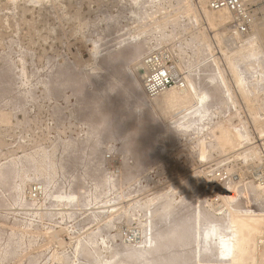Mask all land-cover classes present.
Instances as JSON below:
<instances>
[{
    "label": "rangeland",
    "instance_id": "1",
    "mask_svg": "<svg viewBox=\"0 0 264 264\" xmlns=\"http://www.w3.org/2000/svg\"><path fill=\"white\" fill-rule=\"evenodd\" d=\"M245 1L257 25L264 0ZM225 14L206 0H0V264H143L130 252L155 232L163 239L151 264H264V46ZM152 54L182 78L172 89L191 94L147 96L135 140L107 142L94 67L118 83L115 100H137L127 69L143 89ZM69 142L50 184L27 172L12 189L11 162L44 151L57 159ZM241 181L256 218L237 224L235 254L219 259L213 244L194 252V209L219 220L216 195L242 200Z\"/></svg>",
    "mask_w": 264,
    "mask_h": 264
},
{
    "label": "bare ground",
    "instance_id": "2",
    "mask_svg": "<svg viewBox=\"0 0 264 264\" xmlns=\"http://www.w3.org/2000/svg\"><path fill=\"white\" fill-rule=\"evenodd\" d=\"M257 7V6H256ZM226 15V14H225ZM229 14L226 15L225 20H227ZM260 18V17H259ZM217 19V18H216ZM219 19V17H218ZM231 19V18H230ZM229 19V20H230ZM209 20V19H208ZM211 20V18H210ZM221 21V20H220ZM211 23L212 20L210 21ZM227 22V21H226ZM257 25H256V19H255V24H254V30L251 31V34L253 35V38L255 39V41H257L258 43L262 44V46H264V18L260 19V21H257ZM220 23V22H217ZM223 23V22H222ZM215 24V23H214ZM256 25V26H255ZM238 36V35H237ZM247 37V36H246ZM249 40V39H248ZM247 40V41H248ZM251 42V41H250ZM253 42V41H252ZM254 44V43H251ZM250 47V46H249ZM258 49V48H257ZM256 49V50H257ZM91 53L90 55L92 56V59H94L93 57H96L97 55V46L94 43L93 46L91 45ZM89 51V52H90ZM252 54V52H250ZM253 55V54H252ZM251 55V56H252ZM249 55V57H251ZM254 56V55H253ZM249 60V59H248ZM107 66V65H106ZM111 69V68H110ZM127 69V68H126ZM94 73L95 76L94 78H92L90 81L91 83L94 85L95 84V92L97 97L99 98V104L97 106V110L98 112H100V120H99V125L101 126L104 125V123H108L109 126L106 128H104L106 130V135H105V140L108 141H113V142H118L123 148L127 149L126 147H128L129 143H131L132 141L135 140L136 138V134H138V131L141 130V119L140 117H137L136 115V105L138 104H143L146 105L147 103V96L144 94V91L142 89L140 80L142 79V76H140L139 78H137V76L135 75V73H133L132 71H130V69L128 70V80L129 83L131 84V86L133 87V92L135 97L137 98V100H115L113 98V94L115 93L114 87L118 84L117 82H115L112 78L107 77L106 75L100 76V73H102V70L99 69V67L96 65L94 67ZM105 73V72H104ZM68 76V75H67ZM261 76V75H260ZM112 77V76H111ZM262 78H264L262 76ZM241 79V78H240ZM261 79V78H260ZM68 80V79H67ZM120 80V79H119ZM264 80V79H263ZM65 81V80H64ZM70 81V80H69ZM84 81V80H83ZM243 81V80H242ZM58 82V81H57ZM128 82V81H127ZM79 83V82H78ZM70 85V84H69ZM242 85V84H241ZM87 86V85H86ZM192 91L195 93V90L192 85H190ZM86 88V87H84ZM130 88V87H129ZM128 88V89H129ZM123 89V88H122ZM94 90V89H93ZM87 91V90H86ZM126 92V89L123 90ZM198 92V91H197ZM129 93V92H128ZM187 94H191L190 92V88H186V89H180L178 91H174L173 89L167 90L164 93H162L160 96V98L165 99L164 101L166 103H173L174 101H176L177 99H181L183 97H186ZM198 94V93H197ZM125 95V94H124ZM130 95V94H129ZM196 95V94H195ZM197 98L199 100H197L198 103L204 104V100H205V95L203 93H201L200 95H196ZM77 97V96H76ZM82 97V96H81ZM195 97V96H194ZM153 98H158V97H153ZM150 99V98H149ZM186 99V98H185ZM150 101V100H149ZM107 102V104L109 105V107L112 109V111L114 112V115L111 117L112 119L109 118V114L104 115V110L103 106L104 103ZM154 102V100H153ZM151 102V103H153ZM162 102V101H161ZM106 104V103H105ZM199 105V104H198ZM197 105V106H198ZM107 108V107H106ZM200 109V108H199ZM100 110V111H99ZM111 111V112H112ZM103 112V113H102ZM192 113V112H191ZM139 114V113H138ZM105 116V117H104ZM192 117V116H191ZM114 120V121H113ZM113 121V122H112ZM112 123V124H111ZM107 124V125H108ZM114 124V126L112 127V125ZM97 127V130H99V136H103L105 134V131L102 132V127H100V129ZM106 127V126H105ZM112 127V128H111ZM95 129V128H94ZM94 135V134H93ZM138 137V136H137ZM146 138V137H145ZM138 142V141H137ZM141 142V140H140ZM145 142V141H144ZM108 144V143H107ZM141 144V143H140ZM73 146V143H68L65 148L63 149V151L60 152V156L57 157V159L53 158V156L51 155V153L48 152H43L41 154V157H38L37 154H34L33 156H27L26 158H24L23 161L21 162H11L8 167L11 169V180L13 182V184H11L12 189H17V183L15 184V180H17L18 178L20 179H25L27 172H33L36 174V176L42 177V179L45 181V183L48 185L50 184V180L53 177V175L55 174V171L60 169L62 170V162H63V154L68 152V150H70V148ZM109 146V144H108ZM107 146V147H108ZM139 146V145H138ZM106 147V148H107ZM131 148V146H130ZM135 148V147H134ZM110 151V150H109ZM135 151V150H134ZM125 152V151H124ZM134 155V153H133ZM84 159H80L79 164H81L82 167L87 168V166L89 165V163H83ZM4 169V168H3ZM6 169V168H5ZM8 170V169H7ZM4 171V170H3ZM71 173V172H69ZM1 175V173H0ZM240 176V175H239ZM88 177V176H87ZM242 178V177H241ZM244 178V177H243ZM252 179V178H251ZM264 179V178H263ZM10 180V181H11ZM105 181H107V178L104 179ZM256 180V179H255ZM242 184L244 185V192H243V198L242 200L236 201V200H230L229 198H227V196L222 192L219 193L216 196H219L220 199V204L218 207V216H220L219 220H212V221H208L205 220L203 215H201V213H199V210L197 211V208L194 209V214L193 216H191L194 220H195V228H194V233H193V242H194V247H195V251L196 253L201 251H207L208 249H210L213 245L215 248V253L216 255L220 258L224 259H229L230 256H232V253L234 250H236L237 248V242H239L238 240V234H237V224L242 223L247 220L250 219H255L256 218V214L251 210V206L254 204V194L251 192L250 188L251 185L249 182L247 181H241ZM107 183V182H106ZM191 184V183H190ZM194 186V185H193ZM190 187V186H189ZM197 187V186H195ZM194 189V188H193ZM256 189L264 191V184L262 183H258L256 185ZM196 191V189H195ZM221 191V190H220ZM184 193V192H183ZM217 193V191H216ZM56 195V194H55ZM196 195V192H195ZM53 196V195H52ZM66 196V195H65ZM198 196V195H197ZM196 196V197H197ZM234 197V196H233ZM58 199V197L56 198ZM62 199V198H61ZM64 199V197H63ZM68 200H73L74 199V195H70L67 196ZM207 199V198H206ZM21 200V197H20ZM217 199H215L216 201ZM198 201V200H197ZM213 201V200H212ZM211 202V201H210ZM203 203V202H202ZM168 204V203H166ZM170 204V203H169ZM168 204V205H169ZM198 204V203H197ZM197 204H195V206H197ZM214 204V203H213ZM167 205V206H168ZM218 205V204H217ZM194 206V207H195ZM215 206V205H214ZM210 207H212L210 205ZM163 208V206H162ZM169 208V206H168ZM199 208V207H198ZM213 208V207H212ZM167 209V207L165 208V210ZM210 209V208H209ZM163 210V209H162ZM207 210V209H206ZM168 211V210H167ZM165 212V211H164ZM163 212V213H164ZM193 212V211H192ZM191 212V213H192ZM212 213V212H211ZM214 214V213H213ZM191 215V214H190ZM216 215V214H215ZM157 216V215H156ZM165 216V214L163 215ZM162 216V217H163ZM217 217V216H216ZM189 219V218H188ZM198 219L201 220L202 219V223H198ZM166 223L168 220H165ZM190 222V221H189ZM180 224V223H179ZM200 226H199V225ZM202 224V225H201ZM185 225V224H184ZM240 227V225H238ZM162 227V226H161ZM167 227V224H166ZM169 227V226H168ZM167 227V228H168ZM171 227V226H170ZM172 228V227H171ZM146 229V228H145ZM148 229V228H147ZM146 229V230H147ZM151 229V227H150ZM149 229V230H150ZM165 229V228H164ZM177 230V229H176ZM241 230V229H240ZM148 231V230H147ZM146 232V231H145ZM150 232V231H148ZM184 232V231H183ZM152 233V232H150ZM150 233H147L148 235ZM146 234V233H145ZM143 234V235H145ZM146 234V235H147ZM172 234V233H171ZM184 234V233H183ZM162 235V234H161ZM180 235V234H179ZM134 237V236H133ZM149 237V236H148ZM170 237V236H169ZM145 238V237H144ZM147 238V237H146ZM163 238H161L160 234H158L157 232H155L149 239L148 241H146V247H144V249H132L131 250V255H135L137 257V260L139 259L141 261V263L143 264H151L154 261H152V259L149 257L152 254H155L156 252H158L159 248H158V242L161 241ZM171 239V238H170ZM177 239V238H176ZM238 240V241H237ZM177 241V240H176ZM175 241V242H176ZM13 243V242H12ZM141 243V242H140ZM169 243V242H168ZM144 244V243H142ZM167 244V243H166ZM211 244H213L211 246ZM242 244V242H241ZM6 245V244H5ZM11 245V244H10ZM211 246V247H210ZM138 247V246H137ZM136 247V248H137ZM142 248V245L140 246ZM139 247V248H140ZM241 247V245H240ZM132 248V247H131ZM130 248V249H131ZM171 248V247H170ZM169 248V249H170ZM6 249V248H5ZM129 248H127L128 250ZM129 249V250H130ZM165 249V248H164ZM239 249V247H238ZM4 250V249H3ZM211 251V250H210ZM209 251V252H210ZM2 252V251H1ZM129 252V251H128ZM236 252V251H234ZM10 253V252H9ZM129 253V254H130ZM204 253V252H203ZM7 254V253H6ZM167 254V252H166ZM235 253H233L234 255ZM128 255V253H127ZM159 255V254H157ZM163 255V254H162ZM174 255V254H173ZM196 255V254H194ZM198 255V254H197ZM239 255V254H238ZM237 255V257H238ZM170 256V254H169ZM130 257V256H128ZM135 257V258H136ZM175 257V256H174ZM196 257V256H194ZM132 258V257H131ZM134 258V259H135ZM235 258V256L233 257ZM149 259V260H148ZM170 259V258H169ZM232 259V258H231ZM230 259V260H231ZM160 260V258H159ZM172 260V259H171ZM233 260V259H232ZM122 261V260H121ZM162 261V260H161ZM160 261V262H161ZM236 261V260H235ZM126 262V261H125ZM136 262V261H135ZM158 262V261H157ZM170 262V261H169ZM176 262V260H175ZM174 262V264H175ZM183 262V261H182ZM167 263V262H166ZM179 263V262H178ZM233 263V262H232ZM102 264H109L108 262L106 263H102ZM133 264V262H132ZM138 264V263H137ZM164 264V263H163ZM173 264V263H172ZM191 264V263H190ZM235 264V263H234Z\"/></svg>",
    "mask_w": 264,
    "mask_h": 264
},
{
    "label": "built area",
    "instance_id": "3",
    "mask_svg": "<svg viewBox=\"0 0 264 264\" xmlns=\"http://www.w3.org/2000/svg\"><path fill=\"white\" fill-rule=\"evenodd\" d=\"M207 7L214 12H226L231 16V28L241 36H248L255 24L253 6L245 0H206ZM143 65V91L148 97L156 96L172 88H183L184 82L176 72L164 64L159 54L148 55Z\"/></svg>",
    "mask_w": 264,
    "mask_h": 264
}]
</instances>
